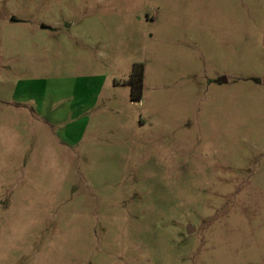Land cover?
<instances>
[{"label": "rangeland", "instance_id": "1", "mask_svg": "<svg viewBox=\"0 0 264 264\" xmlns=\"http://www.w3.org/2000/svg\"><path fill=\"white\" fill-rule=\"evenodd\" d=\"M0 264H264V0H0Z\"/></svg>", "mask_w": 264, "mask_h": 264}, {"label": "trees", "instance_id": "2", "mask_svg": "<svg viewBox=\"0 0 264 264\" xmlns=\"http://www.w3.org/2000/svg\"><path fill=\"white\" fill-rule=\"evenodd\" d=\"M143 79L144 71L142 66L136 65L133 73L129 78L128 84L131 87V99L132 101H139L143 96Z\"/></svg>", "mask_w": 264, "mask_h": 264}, {"label": "water", "instance_id": "3", "mask_svg": "<svg viewBox=\"0 0 264 264\" xmlns=\"http://www.w3.org/2000/svg\"><path fill=\"white\" fill-rule=\"evenodd\" d=\"M217 82H219V83H227V79L226 78H220ZM191 230L192 229L189 230V233H191Z\"/></svg>", "mask_w": 264, "mask_h": 264}]
</instances>
